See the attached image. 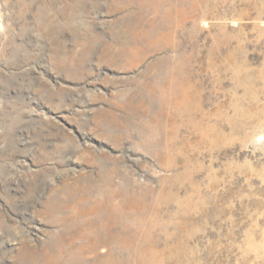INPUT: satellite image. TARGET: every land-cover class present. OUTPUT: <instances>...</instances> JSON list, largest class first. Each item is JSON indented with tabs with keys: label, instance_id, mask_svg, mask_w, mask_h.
I'll list each match as a JSON object with an SVG mask.
<instances>
[{
	"label": "rangeland",
	"instance_id": "374dc122",
	"mask_svg": "<svg viewBox=\"0 0 264 264\" xmlns=\"http://www.w3.org/2000/svg\"><path fill=\"white\" fill-rule=\"evenodd\" d=\"M0 264H264V0H0Z\"/></svg>",
	"mask_w": 264,
	"mask_h": 264
}]
</instances>
